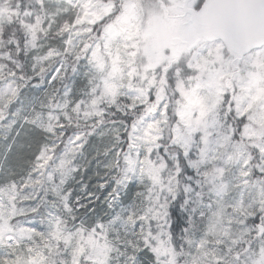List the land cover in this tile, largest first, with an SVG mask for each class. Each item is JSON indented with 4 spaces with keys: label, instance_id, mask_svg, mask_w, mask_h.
I'll list each match as a JSON object with an SVG mask.
<instances>
[{
    "label": "snow or ice",
    "instance_id": "snow-or-ice-1",
    "mask_svg": "<svg viewBox=\"0 0 264 264\" xmlns=\"http://www.w3.org/2000/svg\"><path fill=\"white\" fill-rule=\"evenodd\" d=\"M0 264H264V0H0Z\"/></svg>",
    "mask_w": 264,
    "mask_h": 264
},
{
    "label": "trees",
    "instance_id": "trees-1",
    "mask_svg": "<svg viewBox=\"0 0 264 264\" xmlns=\"http://www.w3.org/2000/svg\"><path fill=\"white\" fill-rule=\"evenodd\" d=\"M35 83H36V81H33V84H35ZM84 179H85L86 182H88V181H87V175L85 176Z\"/></svg>",
    "mask_w": 264,
    "mask_h": 264
}]
</instances>
